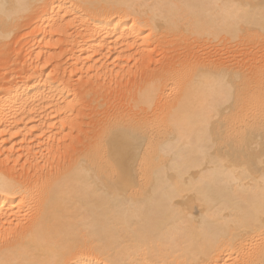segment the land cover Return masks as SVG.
I'll use <instances>...</instances> for the list:
<instances>
[{
  "label": "bare ground",
  "instance_id": "1",
  "mask_svg": "<svg viewBox=\"0 0 264 264\" xmlns=\"http://www.w3.org/2000/svg\"><path fill=\"white\" fill-rule=\"evenodd\" d=\"M0 264H264V0H0Z\"/></svg>",
  "mask_w": 264,
  "mask_h": 264
}]
</instances>
